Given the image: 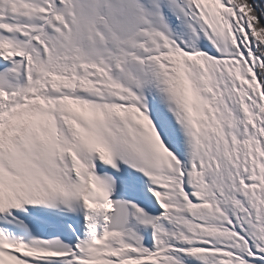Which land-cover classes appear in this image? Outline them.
Listing matches in <instances>:
<instances>
[{
	"label": "snow or ice",
	"instance_id": "snow-or-ice-1",
	"mask_svg": "<svg viewBox=\"0 0 264 264\" xmlns=\"http://www.w3.org/2000/svg\"><path fill=\"white\" fill-rule=\"evenodd\" d=\"M0 264H264V0H0Z\"/></svg>",
	"mask_w": 264,
	"mask_h": 264
}]
</instances>
